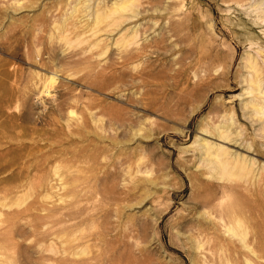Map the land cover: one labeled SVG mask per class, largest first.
<instances>
[{"label":"rangeland","instance_id":"374dc122","mask_svg":"<svg viewBox=\"0 0 264 264\" xmlns=\"http://www.w3.org/2000/svg\"><path fill=\"white\" fill-rule=\"evenodd\" d=\"M90 1L0 0V264H264L256 0Z\"/></svg>","mask_w":264,"mask_h":264},{"label":"bare ground","instance_id":"6f19581e","mask_svg":"<svg viewBox=\"0 0 264 264\" xmlns=\"http://www.w3.org/2000/svg\"><path fill=\"white\" fill-rule=\"evenodd\" d=\"M112 1L116 2V3L112 2L111 3L112 6H114L115 4H118L119 9L123 11L128 9L129 6H126L127 3H129L130 6H134L136 3V0H118V1L112 0ZM85 2L89 3L91 1L85 0ZM107 2L110 3L111 0L110 1L107 0ZM250 8H251L250 13L251 14L257 13L258 20H260V24H262L264 22V0H256V2L250 3ZM85 12L87 13V11ZM107 12L109 11L101 9V19H102V16H105L104 14H107ZM95 15L96 16L93 17V20L98 22L99 16L96 13ZM95 45H98V44H94V46ZM261 49H255L254 56L251 54L252 56L247 55L245 58V68L249 72L246 71L248 72V74L246 78H244V81H243L246 84V88L243 92H244V95L248 97V99L246 100V102L244 101L245 103L244 105H242L243 106L242 109L245 110V112L249 115V119L248 118L247 119L250 120L252 124L255 121L260 124L259 126L260 129L258 130V132L262 134V132H264V50H261ZM259 63L262 67L259 65ZM233 125H234V122H232V118H228V119H225L223 126L215 127L213 129V132H215L217 136L216 140L222 141L227 144H229L228 141L237 142L240 140H241V143H243L242 137H241L242 135L237 130L234 131L232 129ZM203 130H202V133L208 134L206 130L204 131ZM258 132L256 133L258 134ZM261 134L259 136H263ZM244 144L247 146H250V143L248 142H245ZM201 146L204 149L203 156L206 158V160H208V164H209L208 166L210 168V173H209L210 176H212L211 174H215V175L218 174L221 179V178H226L228 176H231V173H237L239 175H246V171L248 170L241 166L237 167L238 162L233 163L234 169H232V167L229 166L228 162L225 160L226 157L229 155L226 149H222L221 147H215L207 143H204ZM237 157H236V160L241 161ZM241 163H244V160H242ZM238 227L242 228V226L240 225ZM232 229L231 231H233ZM234 232H237V230L236 231L234 230Z\"/></svg>","mask_w":264,"mask_h":264}]
</instances>
